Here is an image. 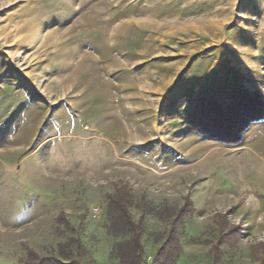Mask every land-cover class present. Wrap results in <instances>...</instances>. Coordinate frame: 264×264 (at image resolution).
Wrapping results in <instances>:
<instances>
[{
	"label": "rangeland",
	"instance_id": "obj_1",
	"mask_svg": "<svg viewBox=\"0 0 264 264\" xmlns=\"http://www.w3.org/2000/svg\"><path fill=\"white\" fill-rule=\"evenodd\" d=\"M118 189L143 219L139 264L171 223L141 198L192 205L174 264H259L264 0H0V264H118Z\"/></svg>",
	"mask_w": 264,
	"mask_h": 264
},
{
	"label": "trees",
	"instance_id": "obj_2",
	"mask_svg": "<svg viewBox=\"0 0 264 264\" xmlns=\"http://www.w3.org/2000/svg\"><path fill=\"white\" fill-rule=\"evenodd\" d=\"M201 115V114H200ZM199 114L194 116V118L199 120V127L197 124L193 125V131H198L201 134L209 135V131L207 128L209 125H206L205 121H207V117L203 118ZM247 117L245 126L250 122H258L262 120V116H256V112L254 110L249 113L244 114ZM221 118L220 114H218L217 118ZM242 117V118H243ZM200 118H203L200 120ZM222 119V118H221ZM220 119V120H221ZM240 120V117L238 118ZM242 120V119H241ZM195 121L192 119V122ZM226 144L235 145L240 139H236L237 137L233 136L235 139H231V136H225ZM135 202L134 196L128 192L126 189H118L116 190L114 195L108 197V209H109V224L107 227L108 235L117 237V236H127V240L116 243L111 249V258L118 261V264H139L145 257V250L142 244V235L144 233L143 219L141 218L138 223L134 222L130 213V208ZM188 205V210L185 208H159L156 207L149 202H146L145 198H141L138 201L137 207L142 212L143 216L148 215L160 220H171L170 229L163 237H165L164 243L159 247L153 264H174L175 259L179 254V247L177 245L176 239V229L175 225L183 218L188 217L193 214L192 205L190 203L185 202ZM237 229H230L228 234L234 235ZM230 232V233H229ZM228 236V235H227ZM264 247V244L262 245ZM76 248H79V244L76 243ZM217 249V247H216ZM216 259L213 264L216 263ZM24 264H65L57 261H36L35 258L28 259ZM71 264V263H70ZM259 264H264V250L262 252L261 259Z\"/></svg>",
	"mask_w": 264,
	"mask_h": 264
},
{
	"label": "built area",
	"instance_id": "obj_3",
	"mask_svg": "<svg viewBox=\"0 0 264 264\" xmlns=\"http://www.w3.org/2000/svg\"><path fill=\"white\" fill-rule=\"evenodd\" d=\"M99 214V210L97 209V208H95L94 210H93V215L94 216H97Z\"/></svg>",
	"mask_w": 264,
	"mask_h": 264
}]
</instances>
